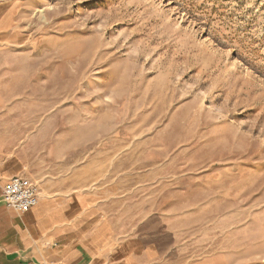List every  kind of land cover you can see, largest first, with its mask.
I'll list each match as a JSON object with an SVG mask.
<instances>
[{
	"label": "rangeland",
	"instance_id": "1",
	"mask_svg": "<svg viewBox=\"0 0 264 264\" xmlns=\"http://www.w3.org/2000/svg\"><path fill=\"white\" fill-rule=\"evenodd\" d=\"M0 124L87 264H264V0H0Z\"/></svg>",
	"mask_w": 264,
	"mask_h": 264
},
{
	"label": "crops",
	"instance_id": "2",
	"mask_svg": "<svg viewBox=\"0 0 264 264\" xmlns=\"http://www.w3.org/2000/svg\"><path fill=\"white\" fill-rule=\"evenodd\" d=\"M3 132L0 128V264H87L82 249L70 241L72 227L59 209L38 205L21 215L5 206L4 188L24 175V162L18 152L4 146Z\"/></svg>",
	"mask_w": 264,
	"mask_h": 264
},
{
	"label": "built area",
	"instance_id": "3",
	"mask_svg": "<svg viewBox=\"0 0 264 264\" xmlns=\"http://www.w3.org/2000/svg\"><path fill=\"white\" fill-rule=\"evenodd\" d=\"M2 198L7 208L21 215L28 214L39 204V193L37 188L18 177L13 178L6 185Z\"/></svg>",
	"mask_w": 264,
	"mask_h": 264
},
{
	"label": "bare ground",
	"instance_id": "4",
	"mask_svg": "<svg viewBox=\"0 0 264 264\" xmlns=\"http://www.w3.org/2000/svg\"><path fill=\"white\" fill-rule=\"evenodd\" d=\"M38 205H39V204H38ZM38 205H37V206H38ZM35 208H36V207H35ZM35 208H34V209H35Z\"/></svg>",
	"mask_w": 264,
	"mask_h": 264
}]
</instances>
